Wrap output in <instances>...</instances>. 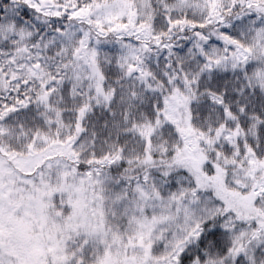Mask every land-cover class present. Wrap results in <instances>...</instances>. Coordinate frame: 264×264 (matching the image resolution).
Here are the masks:
<instances>
[{
  "label": "snow or ice",
  "instance_id": "obj_1",
  "mask_svg": "<svg viewBox=\"0 0 264 264\" xmlns=\"http://www.w3.org/2000/svg\"><path fill=\"white\" fill-rule=\"evenodd\" d=\"M0 264H264V0H0Z\"/></svg>",
  "mask_w": 264,
  "mask_h": 264
}]
</instances>
